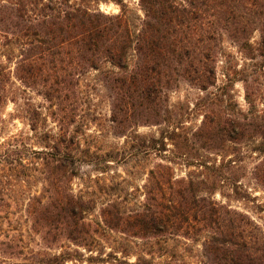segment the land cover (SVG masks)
Wrapping results in <instances>:
<instances>
[{"label":"trees","instance_id":"16d2710c","mask_svg":"<svg viewBox=\"0 0 264 264\" xmlns=\"http://www.w3.org/2000/svg\"><path fill=\"white\" fill-rule=\"evenodd\" d=\"M125 1L0 0V100L7 99L4 89L13 78L56 107L58 132L50 156L58 174L52 196L27 208L43 248L57 252L42 264L71 261L69 252H58L64 242L91 251L86 242L99 226L88 220L87 202L70 188L78 132L68 133L62 105L90 71L101 74L109 128L116 137L164 124L168 93L179 83L204 93L198 103L201 121L185 134V141L207 153L258 141L251 176L264 188V96L259 82L264 76V0H137L142 12L137 25L127 17ZM99 3H112L119 11L106 13ZM224 40L249 61L251 72L222 67L218 84V65L229 62ZM235 82L242 85L245 112L231 93ZM73 117L72 112L67 116L70 121ZM165 138H151L150 149L164 150ZM9 154L16 156L17 151ZM5 178L0 175V196ZM201 184L190 173L176 178L170 166L157 162L148 172L143 202L132 210L107 203L100 209V223L131 238L200 241L203 264H264V224L215 200L214 191ZM16 248L13 240L0 242L1 254L12 255Z\"/></svg>","mask_w":264,"mask_h":264},{"label":"rangeland","instance_id":"374dc122","mask_svg":"<svg viewBox=\"0 0 264 264\" xmlns=\"http://www.w3.org/2000/svg\"><path fill=\"white\" fill-rule=\"evenodd\" d=\"M125 5L130 23L137 25L142 17L137 0H126ZM99 8L106 13L119 11L112 3H99ZM257 39L254 34L252 41ZM223 47L229 62L219 63L218 84L223 80L222 67L251 72L249 61L230 42L224 40ZM100 78L99 71L83 75L74 97L62 103L67 116L74 114L73 121L67 116L64 120L68 122V133L78 132V140L72 145L76 158L70 188L87 202L88 220L99 223L95 235L86 242L91 251L63 243L58 252L72 255L71 261L64 264H203L200 241L179 236L131 238L109 232L100 223V209L107 203L115 202L132 210L143 202L148 172L157 162L170 166L176 178L190 173L202 180L205 191H214L215 200L246 214L259 225L264 224V188L251 176L259 158L255 149L258 141L231 145L219 153H207L187 143L185 134L201 121L198 103L205 94L184 82L168 93L169 110L164 124L134 128L125 136L116 137L109 128L108 93ZM259 82L264 96V76ZM4 90L7 99L0 100V175L6 178L0 196V242L13 240L18 248L12 255L0 253V264H42L56 251L43 248L31 229L27 208L52 196V184L58 174L50 156L53 136L58 132L56 107L46 104L36 89L24 87L13 78ZM231 93L245 112L247 105L240 82H235ZM257 98V109H261L262 100ZM160 135L166 137L164 150H151V138ZM10 150H16L17 155L11 156Z\"/></svg>","mask_w":264,"mask_h":264}]
</instances>
